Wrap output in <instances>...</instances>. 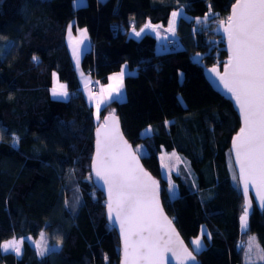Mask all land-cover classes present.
I'll return each mask as SVG.
<instances>
[{
	"label": "trees",
	"instance_id": "obj_1",
	"mask_svg": "<svg viewBox=\"0 0 264 264\" xmlns=\"http://www.w3.org/2000/svg\"><path fill=\"white\" fill-rule=\"evenodd\" d=\"M72 1L0 0V243L39 241L43 232L49 249L40 256L24 240L19 257L0 249V264H119V240L89 171L94 129L109 112L133 148L147 151L140 160L158 178L163 209L190 249L205 226L198 264H264L246 242L254 234L264 250V211L253 206L247 228L240 222L243 197L229 152L238 118L203 75L223 64L213 29L235 0H85L77 8ZM179 6L191 19L178 18L175 49L158 51L150 34L127 36L146 22L166 27ZM69 25L92 41L80 61L84 73L104 83L124 64L135 71L124 77V101L109 102L99 119L79 88ZM53 74L67 85L65 101L49 96ZM147 126L151 133L141 136ZM163 153L180 160L173 198L159 173Z\"/></svg>",
	"mask_w": 264,
	"mask_h": 264
},
{
	"label": "snow or ice",
	"instance_id": "obj_2",
	"mask_svg": "<svg viewBox=\"0 0 264 264\" xmlns=\"http://www.w3.org/2000/svg\"><path fill=\"white\" fill-rule=\"evenodd\" d=\"M177 15V12L172 13L173 23ZM159 27L149 22L139 31L135 28L132 31L139 37L146 29H150L159 36ZM171 27L170 24L169 30ZM68 32L71 36L72 25H69ZM224 32L227 34L229 60L222 75L215 67L209 71L215 73L223 87L231 93L243 120V127L233 139V148L245 196L240 222L242 228L246 229L251 206L248 198L250 185L264 206V0H236ZM80 34L83 39L76 41V44H84L87 39L86 30H81ZM73 55L78 66L80 51L75 45ZM33 59L37 60L36 57ZM124 76L125 71L121 70L109 77L118 83H110L107 88L101 87L100 99L96 104L97 119L100 118V105L104 103L105 93L108 100H115L121 95ZM51 92L54 97L69 96L67 85L58 80ZM113 93L116 95L113 96ZM108 119L105 118V125L97 129L92 171L107 187L109 218L112 219L115 214L123 238V264H165L168 253L179 259L180 264L195 261L196 257L179 240L171 221L163 213L157 182L140 167L137 156L123 140L115 123L111 128L108 126ZM112 119L114 121V117ZM14 142L19 143V139L15 138ZM40 237L34 243L37 254L43 256L49 249L43 243V232ZM208 238H211L210 233ZM254 240V237L250 238L249 252ZM191 243L195 245L196 251L203 247L199 237ZM23 244V237L13 238L0 243V249L4 252L11 250L19 256ZM258 251L261 259H264V250L258 248Z\"/></svg>",
	"mask_w": 264,
	"mask_h": 264
},
{
	"label": "water",
	"instance_id": "obj_3",
	"mask_svg": "<svg viewBox=\"0 0 264 264\" xmlns=\"http://www.w3.org/2000/svg\"><path fill=\"white\" fill-rule=\"evenodd\" d=\"M236 3V0L232 3V5L229 8V13L228 16L226 18V20L219 22L216 24L215 28L213 29V33L219 37L220 42L222 43V50L225 52V58L223 60V64L221 67L218 66H211L208 67L206 69L203 70V75L204 78L206 80V82L209 84V86L215 91L217 92L220 96H222L223 98H225L226 100H229L232 108L238 118V122H239V126L237 128V130L235 131V133L232 135L230 142H229V152H230V158H231V163H232V167L234 169L235 172V176H236V180H237V185H238V189L240 194L243 197V212H244V207H245V196L243 194V185L242 182L240 180L239 177V167L235 162V151L233 148V139L234 137L237 135V133L240 131L241 127H243V120H242V116L239 110L238 105L235 102V99L232 97L231 93H229L224 87L223 84L220 83L219 77L215 74L210 72L209 70L212 69L213 67L217 68V70L221 73V75L223 74L224 71V66L227 63V61L229 60L230 57V52H229V47H228V40H227V34L224 32V28L227 27L228 25V17L232 15V7L233 5ZM114 117V121L113 118ZM105 118H109L107 120V124L108 126L111 128L113 126V123H115V127L118 128L120 135L123 137V140L127 142L128 145L131 146V150L135 153V155L138 158L139 161V165L140 167L149 174V176L155 180L159 186V203L160 206L163 210L164 215L168 218V220L171 221V219L167 216V214L165 213L163 206L161 204V200H160V183L158 178H156L155 176H153L142 164L139 155L134 151L133 146L125 139V137L123 136V133L121 131L120 125H119V121L117 116L113 113V112H109L108 114H106L96 125L94 132H93V150H92V154H91V160H90V164H89V171H90V176H91V180L94 184V186L102 193L103 197H104V213H105V218L107 220V222L109 223V225L114 229L118 240H119V248H120V252H119V264H123V260H124V251H123V238L120 232V226L119 223L115 220V214L113 213V218L110 219L109 218V214H108V209H107V200H108V194H107V187L103 184L102 180H99L94 172L92 171V163H93V159L95 157V153H96V141H97V129L100 128L102 125H105L106 120ZM248 198L251 200V206L248 210V212H250L252 210V207L254 206L258 211H264V206L261 205L259 197L256 193V190L250 185L249 186V193H248ZM172 223V227L175 229V232L178 234L179 240L183 242V245L188 248L189 251H191L193 253V255L195 256L194 252L186 245V243L183 241V239L181 238L180 234L178 233L176 227L174 226L173 222ZM196 257V256H195ZM165 264H180L179 259H177L176 257H173L171 255V253L166 254V259H165ZM185 264H198L197 259L195 261H185Z\"/></svg>",
	"mask_w": 264,
	"mask_h": 264
},
{
	"label": "rangeland",
	"instance_id": "obj_4",
	"mask_svg": "<svg viewBox=\"0 0 264 264\" xmlns=\"http://www.w3.org/2000/svg\"><path fill=\"white\" fill-rule=\"evenodd\" d=\"M82 1H84V0H73L72 1V4H73V6H77L79 3H81ZM173 12H177L178 13V15L175 17V20H174V23H173V17H172V13ZM172 13H171V15H170V17H169V21H168V24H167V26L166 27H159L158 29H157V31L159 32V36L157 35V32H154V31H152V30H150V29H146L143 33H141V35L139 36V37H141L142 35H144V34H146V33H148V34H150V35H152V36H154V38H155V41H156V44L157 45H159L160 44V42L164 39V38H166V37H168V38H172V39H174L173 38V36H174V30H175V26H176V22H177V20H178V18H180V17H182V18H184V19H186V20H190L191 19V17L186 13V11L184 10V7L183 6H179L175 11H173ZM197 21L199 20L198 18H195ZM146 23H149V22H146ZM170 24H171V30H169V28H170ZM144 25L145 24H143V25H141L140 27H138V28H135V30L136 31H139L141 28H143L144 27ZM152 25H154V24H152ZM155 26V25H154ZM132 29H133V27H131L129 30H128V35L131 37H135V38H139V37H137V36H135L134 35V33H133V31H132ZM67 33H68V30H67ZM66 33V34H67ZM77 36H79V35H77ZM175 40V39H174ZM66 42H67V46H68V48H69V50H70V53L72 54L73 53V46L75 45H77L76 44V39H75V37H70L68 34H67V36H66ZM158 50V49H157ZM56 78H57V76H56ZM92 81V80H91ZM93 87V86H92ZM94 117H95V119H97V116H95L94 115ZM151 133V127L150 126H147L146 128H144L143 130H141V132H140V135L141 136H146V135H148V134H150ZM134 150H135V152L139 155V156H143V155H147V151L143 148V146L142 145H136L135 147H134ZM158 162H159V173H160V177L163 179V180H165L166 182H167V191H168V193H169V195H170V197L171 198H173V197H175L176 195H177V189H176V185L174 184V182L172 181V178H171V174H172V172H175L176 170H177V167H178V165L180 164V160H179V158L178 157H176L175 155H173V154H167V153H163V154H159L158 155ZM170 186H172V187H170ZM204 233H207L206 232V229H205V226L204 225H201L200 226V228H199V232H198V234L196 235V236H194V237H191L190 239H189V244L191 245V250L193 251V252H199L200 250H202L203 248H204V239H203V234ZM200 238L201 239V243H202V245H203V247L199 250V251H196L195 250V245H193L191 242L194 240V239H196V238ZM255 238V235L254 234H250V235H248L247 236V239H246V242H247V249L249 250V242H250V238ZM24 238V240H26L30 245H33V243H34V240H32V238L31 237H29V236H26V237H23ZM41 238V237H40ZM20 239V238H19ZM11 240V239H10ZM8 241V240H7ZM257 246H258V243H257V241H256V238H255V240H254V242L252 243V247H251V251L249 252H247L251 257H252V259H253V261L255 262V263H262V262H264V259H261V253L258 251V248H259V246H258V248H257ZM34 247L36 248V245H34ZM1 251L2 252H4L2 249H1ZM8 252H12V253H14L15 254V252H13V251H8ZM6 253V252H5ZM16 255V254H15ZM17 256V255H16ZM20 256V255H19ZM19 256H17V257H19Z\"/></svg>",
	"mask_w": 264,
	"mask_h": 264
},
{
	"label": "crops",
	"instance_id": "obj_5",
	"mask_svg": "<svg viewBox=\"0 0 264 264\" xmlns=\"http://www.w3.org/2000/svg\"><path fill=\"white\" fill-rule=\"evenodd\" d=\"M85 4V0L84 1H82L81 3H79L77 6H74V7H81V6H83ZM134 28V27H133ZM67 30H68V28H67ZM81 30H85L84 28H81V29H78V30H75V31H73L72 30V32H71V36L70 37H75V39H76V41H79V40H81V39H83V37H81ZM67 33V32H66ZM68 35H69V32L67 33ZM67 34H66V36H67ZM146 34H148V33H146ZM77 35H79V36H77ZM145 35V34H144ZM86 36H87V39L85 40V42H84V44H77L76 45V47L79 49V51H80V58H79V65L77 66V63H76V58H75V56L73 55V53L71 54L70 53V50H69V48H68V46H67V49H68V51H69V53H70V56H71V58H72V65H73V67H74V69H75V71H76V73H77V77H78V81H79V88H80V90H81V92H82V94H83V96H84V98H85V100H86V103L88 104V105H90L91 107H92V109H93V114L96 116V104H97V102H98V100L100 99V89H101V87H104V88H107V85L108 84H110V83H113V84H116V83H118L117 81H112V80H110L109 79V77H113V76H115V75H117L118 73H120L121 72V70H124L125 71V76H127V75H135V71L134 70H130L125 64L122 66V68L119 70V71H117V72H113V73H111V74H109L108 76H107V79H106V81L104 82V83H101L100 81H99V83H98V88L96 89V90H94L93 89V87H92V76L90 75V74H88V73H84L82 70H81V67H80V61H81V58H82V56H83V54L86 52V51H88L89 49H91V40L89 39V37H88V34H87V32H86ZM129 38H132V39H134V40H139L141 37H139V38H135V37H130L129 35H127ZM164 40V39H163ZM162 40V41H163ZM65 41H66V37H65ZM162 41L160 42V44L159 45H157L156 44V49H158V51H159V49H160V45H161V43H162ZM66 45H67V42H66ZM124 76V77H125ZM56 83H57V78H56V75L54 76V75H52V77H51V86H50V88H49V96H50V98H52V99H54V100H59V101H65L67 98H63V97H54L53 95H52V92H51V89L54 87V86H56ZM60 83V82H59ZM62 84V83H61ZM87 84V87H85V85ZM116 94L115 93H113V96H115ZM124 99H125V91H124V79H123V86H122V88H121V95L117 98V99H115V101H117V102H121V101H124ZM111 101H114V100H108L107 99V94L105 93V97H104V103H102L101 105H100V110L104 107V106H106L109 102H111ZM190 247H191V245H190ZM192 248V247H191Z\"/></svg>",
	"mask_w": 264,
	"mask_h": 264
},
{
	"label": "built area",
	"instance_id": "obj_6",
	"mask_svg": "<svg viewBox=\"0 0 264 264\" xmlns=\"http://www.w3.org/2000/svg\"><path fill=\"white\" fill-rule=\"evenodd\" d=\"M177 47V42L172 38L164 39L162 43V49H175ZM93 89L96 90L98 88L97 79L94 78L92 81Z\"/></svg>",
	"mask_w": 264,
	"mask_h": 264
}]
</instances>
